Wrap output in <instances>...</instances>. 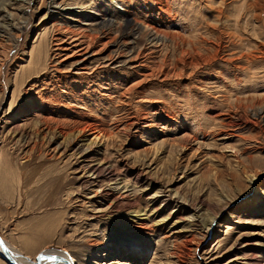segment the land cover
Listing matches in <instances>:
<instances>
[{
  "label": "rangeland",
  "instance_id": "obj_1",
  "mask_svg": "<svg viewBox=\"0 0 264 264\" xmlns=\"http://www.w3.org/2000/svg\"><path fill=\"white\" fill-rule=\"evenodd\" d=\"M55 1L59 8L50 0H0L9 20L25 21L12 52L15 42L0 39L2 242L30 260L62 250L73 264H264V0ZM62 27L96 38L92 51L100 53L84 71H95L90 82L103 100L96 110L57 89L65 111L98 121L106 136L92 141L90 129L33 145L35 118L16 111L31 104L23 92L34 89L24 85L37 79L46 91L75 97L80 86L72 78L79 66L59 64L53 50ZM190 42L215 60L180 70ZM112 54L114 63L100 64ZM58 106L41 118L70 134L71 114ZM97 151L114 174L92 185L84 165L100 161ZM246 170L259 174L253 185ZM94 192L97 204L110 205L98 217L80 201ZM140 224L146 228L131 229ZM189 230L197 237L179 263L170 248Z\"/></svg>",
  "mask_w": 264,
  "mask_h": 264
},
{
  "label": "bare ground",
  "instance_id": "obj_2",
  "mask_svg": "<svg viewBox=\"0 0 264 264\" xmlns=\"http://www.w3.org/2000/svg\"><path fill=\"white\" fill-rule=\"evenodd\" d=\"M50 1H51V2H49L50 8H59L60 7V4L57 3L55 0H50ZM166 12H169V10L167 9ZM166 14H168V13H166ZM20 17H22V15ZM21 20L23 21L26 19L22 18ZM24 22H22V23H24ZM22 23H20V20H17V22L9 20L8 15L3 14V10H1V7H0V39H2V41L9 43V44L15 42L14 43L15 46L13 44H11L12 46H11L10 51L13 48H16V46H17V41H18V39H20L21 32H22V27H23ZM104 23H105V21H102V24H104ZM110 23H112V21H110ZM121 26H122L121 23L120 24L117 23V25H116V27H121ZM154 34H155V38L160 36L159 32H157L156 30L154 31ZM162 35H163V33H162ZM228 35L233 36L232 32ZM233 37H235V36H233ZM162 38H163V36H162ZM53 40H54V45H53L54 53L57 55V60L60 58L58 60L59 64L67 62L68 68H72V69H74L76 65L79 66L76 69L80 72L77 71L75 73L76 77L72 76V78H75L74 83H78V85H80L79 88L77 89L78 90L77 96L75 97L74 94L71 95L69 93L70 91H68V93H65L64 90H62L61 88H58V87L51 88L50 90L46 91V89L43 88L42 84H40L41 82L39 83L40 80L36 79L37 82H36V80H33L32 83L30 81V83L28 82L27 84L24 85V87L26 85H28L29 90H31L32 88L34 89V93H32V95H31V93H29L27 91L23 92V93L27 94V95L25 94L27 96V98H28V96L29 97L33 96L32 98H28V99H31L30 100L31 102H29L31 104L27 105V103L24 102V103H22L23 105H20L17 108L18 110H16V111L19 114H28L29 113V114H32V116H34V118H35L33 120L34 131L32 132V136L30 135V140H31V137L33 138L32 139L33 145H36V142H40V144H43V147H44V144L49 145L51 139L54 136H56L57 134L58 135H64L66 138V137H68V135H72L74 132H77V134H78L80 132L83 133L85 130H90V129L94 130L93 131L94 136L92 138V141H96V140L101 141L106 136V131H104V129L99 125L98 121H95L92 119L78 120V119L74 118L79 110L68 107L67 108L68 110L65 111L64 105H67L66 100H65L66 98L63 97L62 95H60V93L69 94L70 100H72L75 103H81V104H85V105L89 104L92 107H94V109H96V110H99L98 107L101 108V106H102L101 104H102L103 100L101 98V95L98 98L97 89H99V88H97L98 86H94L92 84V82H90V80H92L91 79L92 77L90 75L95 74V71H91L89 73H87L88 71H84V70H87L86 64L89 63L90 56H94V55L100 53L99 50L92 51V47L97 42V40L95 37H93L92 35H90L88 33H76V32H74V31H72L66 27H62L60 32H59V35H56ZM103 45H105V43H103ZM257 46H258L257 50L259 52H262L263 48L261 49V44H259ZM90 51L92 53L90 55H88ZM108 52L110 53V51H108ZM140 53H142V52L137 51L135 54L134 53H133V55L131 54L129 56V59H128L129 62H131L133 59L137 61V58H139ZM185 55H189L190 61L187 62V60H186L187 58L184 57ZM202 55L199 53L198 50H196V48L192 45V43L190 44V49H186V50L182 49L181 50V58L178 60V64H179L178 66H179L180 70H182L186 66L187 63H190L191 67L193 65V67L195 68V66L198 67L197 65H200V66L201 65H207V64L211 63L213 60H215V57H214L215 55H212V56L208 55L207 57L202 56ZM114 56H116V55L112 54V56L107 55L106 59L105 58H98V59L101 61L100 64L104 65L105 67H108L111 63L115 62L113 59ZM143 61H144V59H143ZM5 62H6V59H2V61H0V76L4 73L3 67H4ZM133 62H135V61H133ZM138 65H140V66L143 65L142 60L138 63ZM54 69H55V67H54ZM33 73L36 74L37 70H35V72H33ZM152 74H154V73H152ZM164 75H166V74L164 73ZM61 79H62V77H61ZM85 80L87 82H85ZM88 80H89V82H88ZM25 82H27V81L23 79L22 84H24ZM20 88H21V90L23 89V87H20ZM57 89H59L60 93ZM21 90H19V91H21ZM53 91H54V93H52ZM135 92L138 94V91H135ZM3 93H4V95H6V93H7V85L6 84L3 85ZM119 96L124 97L126 95H123V92H121L119 94ZM53 102L59 104L58 107H60V106L63 107L62 110L64 113H66V114L70 113L71 114V117H70L71 121L69 120V123L70 122L73 123L74 131L69 130L70 134H68V132L66 130H64V127L60 126L59 124L50 123V118L49 119L48 118H46V119L41 118L42 114L44 112H46L45 110H47V109L50 110L49 108L53 107V104H54ZM122 102H124V101H122ZM72 106H74L75 108L81 107V106L77 107L76 105H72ZM38 107H40L39 113L37 112ZM53 108L55 109V107H53ZM80 115H81V113H80ZM91 120H92V122H90ZM62 125H64V123H62ZM103 140H105V138ZM92 143H95V142H92ZM86 147H90V145H87ZM181 147L183 148V146H181ZM30 151H31V147H30ZM98 152L99 151L95 152V157H97L98 160H100V161L95 162V163L90 162V163L84 165V171L95 177L94 180L90 181V184H92V185L97 184L99 181H102L104 176H106V175L108 176V181H110L113 179L111 175L114 174L112 172V169L114 167L112 168V166L108 162H106V160L104 158L99 157ZM245 169L246 168L243 167L242 170H245ZM244 173H245L246 185L247 184L253 185L256 177L259 176V174H256V172H254L253 170H246V171H244ZM239 174L240 173H236V176ZM106 177L104 179H107ZM234 177L235 176H233V178ZM96 195H97L96 192H94L92 197L90 196V197H86L84 200L83 199L80 200L84 204L85 203L88 204V210L90 211L91 216L94 215V217L102 216V215H104V213L108 212L110 209V205L103 207L102 205L97 204L98 203L97 200L94 199V196L96 197ZM260 195L264 196V188L260 189ZM214 216L216 217L215 214H214ZM204 225L209 226L210 224H209V222H205ZM136 226L137 227L131 226V229H135V230L140 232V229L142 230V228L143 229L146 228L143 224L136 225ZM185 232L187 234L184 235L182 241H180V243L174 241L171 245V248H170V252L173 253L174 255H176L179 263L183 262L184 256H186L187 252L190 251V248L192 245L191 243H192L193 239L195 237H197V233H195V232L192 233L191 230L185 231ZM206 234H207L206 231L203 234L200 232L198 233V235H200L202 238L206 237L207 236ZM176 239H178V238H176ZM0 240H1V238H0ZM3 245L7 249V251H9V253L16 258V260L19 264H36V260H30L29 258L23 256L20 252L15 250L13 247H9L5 243H3ZM214 246L215 245H213V247ZM49 252H51L53 254L44 255L45 258L41 259V264H68V263H66V261L64 259L66 257L71 261L70 263L73 264V260L70 256V254L67 252H65V251H54V250H49ZM50 257H56V259H51ZM0 260H1V262L5 263V260H3L1 257H0ZM254 260H256V259H254ZM256 263L257 262H255V264Z\"/></svg>",
  "mask_w": 264,
  "mask_h": 264
},
{
  "label": "water",
  "instance_id": "obj_3",
  "mask_svg": "<svg viewBox=\"0 0 264 264\" xmlns=\"http://www.w3.org/2000/svg\"><path fill=\"white\" fill-rule=\"evenodd\" d=\"M49 250H54V249H45V250H42L41 252H39L37 254V256L35 257V260H36V264H41V259H39L40 256H44V255H48V254H53L51 252H49ZM56 251V250H54ZM59 251H62V250H59ZM0 257L5 260V262H7V264H19L16 260V258L11 255L9 253V251H7V249L4 247L2 241L0 240ZM62 257V256H61ZM64 258V257H63ZM66 263L68 264H71L70 260L66 257L64 258Z\"/></svg>",
  "mask_w": 264,
  "mask_h": 264
},
{
  "label": "snow or ice",
  "instance_id": "obj_4",
  "mask_svg": "<svg viewBox=\"0 0 264 264\" xmlns=\"http://www.w3.org/2000/svg\"><path fill=\"white\" fill-rule=\"evenodd\" d=\"M44 256H40L39 259H44ZM51 259H56V257H50Z\"/></svg>",
  "mask_w": 264,
  "mask_h": 264
}]
</instances>
